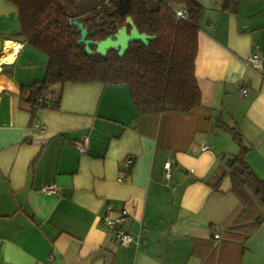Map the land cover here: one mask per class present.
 Wrapping results in <instances>:
<instances>
[{
	"label": "crops",
	"instance_id": "obj_1",
	"mask_svg": "<svg viewBox=\"0 0 264 264\" xmlns=\"http://www.w3.org/2000/svg\"><path fill=\"white\" fill-rule=\"evenodd\" d=\"M191 1L198 108L140 115L127 85L69 83L54 87L59 109L33 115L21 89L45 79L49 58L0 0V59L15 54L0 61V264H264V223L244 246L214 238L239 205L230 175L217 181L241 147L219 126L239 131L264 180V0ZM124 212L129 245L106 222Z\"/></svg>",
	"mask_w": 264,
	"mask_h": 264
},
{
	"label": "trees",
	"instance_id": "obj_2",
	"mask_svg": "<svg viewBox=\"0 0 264 264\" xmlns=\"http://www.w3.org/2000/svg\"><path fill=\"white\" fill-rule=\"evenodd\" d=\"M8 1L19 11L22 41L49 58L45 79L21 89L20 102L33 115L41 108L59 109L62 91L54 87L69 83L127 85L140 115L189 113L202 104L195 71L202 8L191 0H69L73 13L61 0ZM182 7L186 18L177 17ZM128 16L140 32L156 36L149 46L135 42L124 57L114 50L103 57L89 56L77 44L80 34L75 33L74 20L84 23L90 39L104 40L125 25ZM219 128L230 132L241 147L232 167L217 181L230 175L232 191L239 198L238 207L219 231L220 241L244 246L264 223V180L248 165L249 149L239 131Z\"/></svg>",
	"mask_w": 264,
	"mask_h": 264
},
{
	"label": "water",
	"instance_id": "obj_3",
	"mask_svg": "<svg viewBox=\"0 0 264 264\" xmlns=\"http://www.w3.org/2000/svg\"><path fill=\"white\" fill-rule=\"evenodd\" d=\"M72 25L75 27V33L80 34L77 44L84 46L85 52L89 56L101 55L106 57L110 51L114 50L117 51L119 57H124L131 44L140 42L145 46H149L151 41L156 38V36L140 32L131 16L126 18L125 25L104 40L90 39L89 29L77 19L72 22ZM92 48H95V50ZM227 160L234 161L235 159L229 157Z\"/></svg>",
	"mask_w": 264,
	"mask_h": 264
},
{
	"label": "built area",
	"instance_id": "obj_4",
	"mask_svg": "<svg viewBox=\"0 0 264 264\" xmlns=\"http://www.w3.org/2000/svg\"><path fill=\"white\" fill-rule=\"evenodd\" d=\"M177 17L178 18H186L187 13L185 11V8L182 7L181 9H178L176 11ZM251 64L258 69H262V59L259 55H254L252 56V58L250 59ZM249 93V89L248 88H242L241 89V94L243 96H247ZM40 128H42L40 126ZM88 143H89V139L87 137H84L81 140H78L74 143V147L81 153L86 152L87 147H88ZM208 146L204 147V150H207ZM128 164L132 165L133 164V160L130 159L128 160ZM166 177L169 178L171 171H170V164L167 163L166 164ZM44 191L48 192V193H55L57 190L54 186H48L44 188ZM128 221V216L127 214L124 212L123 214H121L120 216H118L117 218L111 219L109 216L106 219L107 224H109V226L111 228L114 229L115 231V238L117 241H119L122 245H129L130 243H132L134 241V237L127 232L124 229V226L126 225ZM214 238L216 240H220L221 238V234L219 231H216L214 233Z\"/></svg>",
	"mask_w": 264,
	"mask_h": 264
},
{
	"label": "bare ground",
	"instance_id": "obj_5",
	"mask_svg": "<svg viewBox=\"0 0 264 264\" xmlns=\"http://www.w3.org/2000/svg\"><path fill=\"white\" fill-rule=\"evenodd\" d=\"M10 49H11V47H16L15 46V44L14 43H9V46H8ZM9 49V50H10ZM14 53H12V54H10L9 53V51H7L6 53H5V55L0 59V61H12L13 60V58H14Z\"/></svg>",
	"mask_w": 264,
	"mask_h": 264
},
{
	"label": "rangeland",
	"instance_id": "obj_6",
	"mask_svg": "<svg viewBox=\"0 0 264 264\" xmlns=\"http://www.w3.org/2000/svg\"><path fill=\"white\" fill-rule=\"evenodd\" d=\"M62 4L66 6L67 12L68 13H73L74 12V8L72 7V5L70 4L69 0H61ZM253 196L251 195L249 198H246V201H249Z\"/></svg>",
	"mask_w": 264,
	"mask_h": 264
}]
</instances>
